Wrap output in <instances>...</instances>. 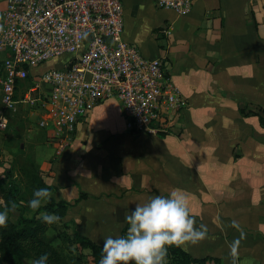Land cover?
Instances as JSON below:
<instances>
[{
	"label": "crops",
	"instance_id": "obj_1",
	"mask_svg": "<svg viewBox=\"0 0 264 264\" xmlns=\"http://www.w3.org/2000/svg\"><path fill=\"white\" fill-rule=\"evenodd\" d=\"M122 2L125 41L144 57L162 60L185 106L170 116L163 138L132 133L120 102L101 101L52 163L49 180L59 184L55 198L67 200L64 194H77L70 186L79 185L87 194L80 203L87 207L97 197L103 210L97 223L101 234L119 238L109 227L125 221L119 217L122 193L130 213L150 197L180 189L188 194L196 227L208 230L203 241L182 246L185 251L231 264L229 245L239 239L237 264H264V0H198L185 16L159 8L155 0ZM22 107L31 110L41 129L43 110ZM119 119L132 137L129 153L135 159L128 175L118 177L130 187L113 188L107 197L105 177L94 168L104 169L103 153L121 152L125 139L115 132ZM233 221L242 228V239Z\"/></svg>",
	"mask_w": 264,
	"mask_h": 264
},
{
	"label": "built area",
	"instance_id": "obj_2",
	"mask_svg": "<svg viewBox=\"0 0 264 264\" xmlns=\"http://www.w3.org/2000/svg\"><path fill=\"white\" fill-rule=\"evenodd\" d=\"M185 16L198 0H155ZM0 9V131L20 106L43 110L38 122L60 156L81 120L104 100L117 99L133 132H165L170 116L185 106L180 87L161 59L144 57L125 41L122 0H4ZM88 32V38L81 34ZM168 34H171L169 31ZM58 61L60 63H58ZM59 67L38 72L48 63Z\"/></svg>",
	"mask_w": 264,
	"mask_h": 264
},
{
	"label": "rangeland",
	"instance_id": "obj_3",
	"mask_svg": "<svg viewBox=\"0 0 264 264\" xmlns=\"http://www.w3.org/2000/svg\"><path fill=\"white\" fill-rule=\"evenodd\" d=\"M1 8L2 1L0 0V9ZM5 57L6 52H0V61H2ZM58 63L60 62L58 61ZM57 67H59V64H57L56 62H48L42 65L38 69V72ZM6 116L8 121V127L7 129L0 131V179L4 178V182L2 183V185H7L9 183V180L5 177L6 166L1 165H13L15 170L14 179L20 184L23 189L25 188L26 183L24 182V178L19 176L21 174L20 170L22 169V167H29L32 170H43V176L45 178V181L51 189H54L53 194L55 197L57 190L56 186H59V184L58 182H55L54 184L51 183V181L49 180V171L53 165L52 163L55 161V159H57V156H59L57 154V144L50 137H48L45 131L37 127V118L35 116H32L30 109L22 107L19 108L17 111L7 113ZM123 122L125 121L119 119L115 123V132L119 135L118 139H125L124 145L120 147L121 152H119L118 154L116 151L110 149V152H108V154L103 153L104 159H106L104 169L100 170L97 167L96 169L94 168V172H97L99 174L102 173L105 177L104 179L106 182V191L104 195L107 197L111 196V190L113 188H115L116 190L117 187H119L120 185L122 187H130V184H128L127 182L122 183L118 179V177L123 173H126V175H128L129 165L135 159L134 156L132 157L131 153H129V139H131L132 137H130V135H127L128 131L124 128ZM124 124L126 126V123ZM136 135L138 136V134ZM166 135L168 134L164 132H161L159 134V136L163 138H165ZM110 136L115 137V135L113 134ZM81 167L83 166L81 165ZM126 175L123 174L122 177ZM70 187L76 189L77 194L75 195L67 193L64 194L63 197L67 199L66 201L75 203V201L77 200L76 198L80 196V186L76 184ZM125 194L126 193H122L120 195V201H125V206L123 207V210L120 211V219H124L125 214L128 212L127 208L129 204L128 199H125L127 197H124ZM96 202H98L97 197H94L93 200L89 202V205L87 207L83 205V202L80 203L77 208L76 206L75 208L72 207L68 211L66 218L59 219L57 223L52 226H49L47 236L51 244L67 258L69 263L71 262L74 264H93L94 260L92 257L91 250H83L78 244L72 242H65L63 239L64 235L65 237H68L70 238V240L73 241L77 234H81L92 240L97 241L101 245L104 244V240L107 237L111 236L114 238L113 234H111L110 232L106 236L101 234V230L103 229L97 223L98 219H100L98 217H102L100 215L103 213V210L97 208ZM5 205L6 201L4 199V194L0 189V210H3ZM111 212L112 211H109V213ZM91 214L94 217L93 220L90 219ZM19 216L20 212L17 211V209L15 212H9L8 215V217L13 223H16L18 221ZM109 228L111 231L115 230L117 232L118 237H122L126 236L128 225L126 224V221L123 222V220H120V222L116 221V224L114 226L110 225ZM31 261L33 260L25 259L23 260V264H31ZM170 263L171 262L167 259L166 264Z\"/></svg>",
	"mask_w": 264,
	"mask_h": 264
},
{
	"label": "clouds",
	"instance_id": "obj_4",
	"mask_svg": "<svg viewBox=\"0 0 264 264\" xmlns=\"http://www.w3.org/2000/svg\"><path fill=\"white\" fill-rule=\"evenodd\" d=\"M0 32H3L2 25ZM88 35V32H83L81 39L86 40ZM52 195L48 188L36 189L27 207L36 212L50 202ZM16 209L17 204L13 201L0 210V227L7 226L9 212ZM41 215L49 225L60 219L46 212ZM124 219L128 225L126 236H109L104 240L99 264H166L169 247L196 245L206 239L208 232L206 225L196 227V221L190 214L188 194L180 189L172 190L168 197H150L146 203L137 204L130 213L127 212ZM231 226L240 232L242 239L244 232L240 225L233 221ZM239 244L237 239L229 245L231 264H237ZM31 264H48V254L34 259Z\"/></svg>",
	"mask_w": 264,
	"mask_h": 264
},
{
	"label": "trees",
	"instance_id": "obj_5",
	"mask_svg": "<svg viewBox=\"0 0 264 264\" xmlns=\"http://www.w3.org/2000/svg\"><path fill=\"white\" fill-rule=\"evenodd\" d=\"M1 64L2 61H0V67ZM1 166H6L5 177L9 180V183L4 186L2 185L4 178L0 179V189L4 194L6 205L10 206L11 202H16L20 216L16 223H13L8 217L7 226L0 227V264H23L25 259L34 260L44 254H48V264H74L69 263L67 258L51 244L47 232L49 226L54 224H46L41 213L55 214L60 219H64L72 207L87 198V194L80 193L75 203L57 200L53 194L54 189L48 186L43 173L40 170H32L25 166L22 167L19 175L24 178L26 183L23 189L14 179L15 170L13 165ZM39 188H48L53 194L52 199L38 211L32 212L27 204L32 199L34 190ZM63 239L65 242L78 244L83 250H91L93 264H99L103 245L81 234H77L73 241L65 235ZM167 259L171 262L170 264H222L218 259L194 258L182 247L175 246L168 248Z\"/></svg>",
	"mask_w": 264,
	"mask_h": 264
}]
</instances>
